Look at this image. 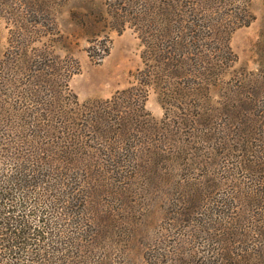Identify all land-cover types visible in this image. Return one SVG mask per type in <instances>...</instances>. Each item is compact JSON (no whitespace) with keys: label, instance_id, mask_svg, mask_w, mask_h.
<instances>
[{"label":"trees","instance_id":"trees-1","mask_svg":"<svg viewBox=\"0 0 264 264\" xmlns=\"http://www.w3.org/2000/svg\"><path fill=\"white\" fill-rule=\"evenodd\" d=\"M24 1L29 11L46 13L51 20L59 4V0ZM252 3L85 0L83 26L93 28L101 23L103 27L95 35L102 33L104 38L107 29L120 32L129 22L143 33L144 67L139 71L137 86L118 90L106 99L80 103L73 92L64 94L67 83L60 81L63 66L58 59L45 51L37 53L41 59L36 62L32 58L35 54L25 50L19 58L28 72L20 79L34 81L20 84L19 80L14 89L0 82L5 90L14 92L12 108H2L0 100V135L23 150V160L14 172L0 169V264H51L47 255L73 248L74 239L68 238L65 220L71 221L66 222L68 226L92 221L90 208L97 212L101 193L114 191L111 204H106L111 213L117 200L124 206L128 204L124 197L133 191L153 189L151 181L155 178L167 179L169 190L185 202L179 215L185 217L186 225L200 226L196 239L205 237L208 241L209 232L215 238L222 234L225 239L216 227L222 221L226 223L227 239L233 238L222 263L197 253H190V260H185L186 248H182L176 264H207V258L210 264H264V100H259L264 94V78L238 67V55L228 43L234 25L252 19H245ZM86 31L88 38L94 35L92 30ZM54 33L58 34L55 25ZM259 54L264 66V52ZM4 69L8 67L1 66L0 76ZM14 69L20 71L22 65ZM65 71L64 81L68 66ZM9 74L14 77L11 71ZM151 85L158 90L165 109L161 120H156L145 104ZM71 96L73 99L62 107L63 99ZM231 131L234 138L228 136ZM231 141L249 151L224 153ZM211 149H217L212 156ZM232 156L240 157V166L224 167L221 172L231 175L225 181L234 179V192L240 189L239 217L230 211L234 205L227 184L221 188L215 185L217 166H212L214 172L209 170L210 161L215 160L213 165H217L220 157ZM80 178L87 182L85 189ZM90 180L111 185L98 189L88 184ZM61 188L67 192H61ZM83 191L89 197L84 203L75 198ZM60 195H73V203ZM221 213L228 218L222 219ZM83 214H87L85 219ZM46 240L57 247L43 245ZM194 241L193 251H200ZM220 249L224 253L223 244ZM23 253L29 255L21 256ZM162 263L159 252L148 264Z\"/></svg>","mask_w":264,"mask_h":264},{"label":"rangeland","instance_id":"rangeland-1","mask_svg":"<svg viewBox=\"0 0 264 264\" xmlns=\"http://www.w3.org/2000/svg\"><path fill=\"white\" fill-rule=\"evenodd\" d=\"M84 2L85 0H59V4L56 5L57 10L53 9L55 13H53L51 20L46 18V13L36 11V9L29 11L25 7L26 2L24 0H0V69L1 66L8 67V70L4 69L3 75L0 76V82H6L10 89H14L19 80L20 84H30L31 81H34L33 78L27 77H23L26 80L20 79L24 72L25 74L28 72L25 62L20 60L25 50H28V54L31 52L35 54L32 58L36 62L41 59L37 53L45 51L54 60L55 57L58 59L59 65L63 66L61 71L63 74H59L62 76L60 81L66 82L68 85L65 84L64 94L69 93L71 95L73 92L77 95L80 103L94 98H110L118 90L137 86L139 71L144 67L143 33L135 24L129 22L120 32L116 29H107L108 35L104 38L102 33L95 35L103 27H101V23L93 25V28H90L89 24L83 26ZM249 9H251L250 12H245V9L240 11L248 14L245 19H252L247 23L235 24L230 31L228 43L238 55L237 66L246 67L247 70L255 73L258 72L263 79L264 66L261 63L259 53L264 52V50L262 51L264 46V0H253ZM228 16L230 15L228 14ZM34 24L35 31L33 29ZM54 25L58 29V34L54 33ZM86 30H92L94 35L88 38ZM53 38L59 39L53 41ZM42 58L44 60V57ZM21 65L22 70L14 69ZM67 66L69 75L64 81ZM10 71L14 77L10 76ZM18 77L19 79H11ZM45 92L54 95L51 90ZM11 94L14 92L5 90L4 85L0 83L2 108L5 106L12 108ZM72 99V96L63 99L62 107L67 104L66 101ZM259 100H264V94H260ZM145 104L147 110L156 120H161L164 117L165 109L154 85L148 87ZM73 121L70 119V122ZM5 133L8 136V133ZM228 136L234 138L235 132H229ZM5 139V136L0 135V169H6L5 172L11 173L15 171L17 166H20V160H23L21 157L23 150L15 148L12 141ZM248 149L253 150L254 148L249 147ZM240 150L249 151L243 149L237 141H231L224 153L242 154L243 152ZM216 151L217 149H211V156ZM223 155L222 153L221 156ZM16 158L19 162H16ZM214 161H210L209 170L214 172L215 168L212 166H217L216 169L219 170L215 185L221 188L227 184V193L234 205L230 211L239 217L242 212V194L240 189L234 192V179L225 181L231 178L230 173L221 171L224 167L240 166V157H220L216 160L217 165H213ZM166 167L169 169L168 166ZM12 168L14 169L11 171ZM174 171L176 173L181 172L180 169ZM80 180L83 189H85L87 182L84 178H80ZM151 182L154 185L153 189L133 191L124 197V201L128 203L124 206L117 200L111 213L108 211L110 207H106V204H111L114 191L101 193L103 194L102 203L99 205L101 208H98L97 212L90 208L88 213V216L93 218L92 221L86 224L77 223V225L72 223L68 226L66 222L70 223L71 221L65 220L64 228L68 232V238L69 240L74 239L73 248L65 247L60 254L55 252L47 255L49 262L51 264H148L160 252L162 264H176V259L182 254V248H186L185 260H190L188 258L190 253L193 255L197 253V255L209 257V260H213L215 263H222L227 247L233 240L232 237L230 241L227 239L225 221L216 223L218 230L225 234V239L222 234L215 238L210 232L208 233V241L205 237L196 239L195 235L200 226L196 224L186 225L185 217L179 215V212L183 211L185 207V202L177 200L178 195H175L172 189L169 190L171 183L162 178H155ZM88 184H95L98 189L111 185L110 182L102 180H90ZM64 191L67 192L61 188V192L64 193ZM59 197L70 201L73 195L68 197L60 195ZM76 197L83 199V203L89 200L84 191L76 194ZM70 203H73V200ZM28 208L36 210L30 205ZM86 215L83 214V219ZM220 215L222 219L228 218L223 213ZM68 229L70 230L68 231ZM193 241L200 245V251L199 248L193 251ZM222 244L224 253L220 249ZM43 245L57 247L55 242L51 240L44 241ZM1 253L4 255V252ZM22 255L27 257L29 254L23 253ZM58 257L60 260L57 259ZM209 260L207 258V264H210ZM189 264L195 263L190 261Z\"/></svg>","mask_w":264,"mask_h":264}]
</instances>
